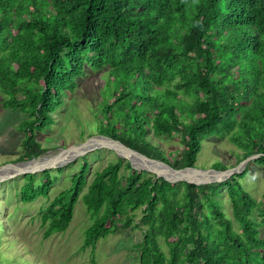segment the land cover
Masks as SVG:
<instances>
[{
	"label": "trees",
	"instance_id": "16d2710c",
	"mask_svg": "<svg viewBox=\"0 0 264 264\" xmlns=\"http://www.w3.org/2000/svg\"><path fill=\"white\" fill-rule=\"evenodd\" d=\"M88 69L107 70L101 134L175 169L196 167L212 137L242 151L236 165L254 154L264 165V0H0V90L6 107L28 115L18 161L49 149L37 132L51 126ZM169 140L179 146L164 150ZM252 161L226 180L190 183L119 157L84 191V155L42 213L44 237L67 230L83 199L92 221L84 247L143 226L140 264H264V198L241 181ZM25 178V202L49 195L54 183L51 170Z\"/></svg>",
	"mask_w": 264,
	"mask_h": 264
},
{
	"label": "rangeland",
	"instance_id": "374dc122",
	"mask_svg": "<svg viewBox=\"0 0 264 264\" xmlns=\"http://www.w3.org/2000/svg\"><path fill=\"white\" fill-rule=\"evenodd\" d=\"M106 71L105 69H88L76 91L66 97L65 104L53 113L54 122L51 126L37 132V139L49 148L37 158L58 155L63 149L82 146L84 141L94 135L109 137L98 131L99 121L96 116L97 106L102 100L101 92L106 84ZM4 101V94L0 90V167L20 162L18 157L23 151L22 143L25 136V131L20 129V125L28 118L21 109L6 107ZM101 140L100 137L91 139L90 142L97 143L88 148L99 145ZM178 146V142L174 140L162 144L166 151L174 150ZM240 153L242 151L228 139L212 137L203 141L196 167L208 170L213 168L214 164L220 163L231 168L232 165L237 166V155ZM79 155L67 162L47 165L50 167L44 170H40V167L36 168L33 172L35 174L51 170L54 183L49 195L40 196L31 202L23 201L20 193L21 187L26 182L27 173L20 172L2 177L0 181V264H140L139 248L136 244L143 239V226L112 233L100 239L95 248L84 247V231L92 221L83 199L77 202L74 218L67 230L56 232L48 238L44 237L46 226L42 224V213L55 195L71 185L73 173L78 170L82 157L88 155L90 161L88 181L84 191L87 190L97 170L102 169L109 161L121 157L116 149L105 144ZM252 162V170L241 181L249 193L257 200H262L264 198V165L256 163L255 159ZM136 165L141 168V165ZM185 178L203 181L217 177L209 171L198 170ZM221 199L226 214L232 217L231 203L226 192ZM136 213L135 220L140 223L142 211L139 209Z\"/></svg>",
	"mask_w": 264,
	"mask_h": 264
},
{
	"label": "bare ground",
	"instance_id": "6f19581e",
	"mask_svg": "<svg viewBox=\"0 0 264 264\" xmlns=\"http://www.w3.org/2000/svg\"><path fill=\"white\" fill-rule=\"evenodd\" d=\"M97 142L95 141H91L86 145H82V146H75L69 149H63L59 152L58 155H45L39 158H36L34 160H30L28 162H22L19 163L17 165H10V166H6V167H2L0 168V179L8 174H12V173H16L19 171H26V170H30V169H36V168H41L43 166H47L50 165L52 163H61V162H67L70 160H73L74 157H76L79 154H82L89 146H92V144H96ZM81 147V148H80ZM128 155H130V157L133 159L134 161V165L137 166L141 165V168H149V169H153L156 170L158 172H160L162 175L167 174L170 175L171 177L166 176L167 178H169L172 181L175 180H187L189 175H191L192 173H195L196 169H187L186 171H173L171 170L169 167L164 166L163 164L159 163V162H154L151 161L149 159H146L140 155H137L135 153L130 154L127 153ZM244 166V165H243ZM243 166H241L240 168H242ZM140 167V166H139ZM210 173L214 174L217 178H224L226 175L224 173L221 172H216V171H209ZM164 173V174H163ZM217 174H220L219 176H217ZM215 179V178H214ZM197 180V179H195ZM212 179H208V180H203L200 182H207L210 181ZM199 181V180H197Z\"/></svg>",
	"mask_w": 264,
	"mask_h": 264
},
{
	"label": "water",
	"instance_id": "95a60500",
	"mask_svg": "<svg viewBox=\"0 0 264 264\" xmlns=\"http://www.w3.org/2000/svg\"><path fill=\"white\" fill-rule=\"evenodd\" d=\"M97 137L102 138L101 143H100L99 145H96L95 147L88 148L84 153H82V155L85 154L87 151L93 149V148L100 147L102 144H105V145H108L109 147H113L114 149H116V151L119 153V155H120L121 157H124V158L128 159V160L131 162V164H132V166H133L134 168H137V169H139V170H147V171H151V172H153L154 174H156L158 177H163V178H165L166 180H168V181H170V182H178V181H177V180L172 181V180H170L169 178H167L165 175H162L160 172H158V171H156V170L149 169V168H140V167H138V166H135V165H134V161H133V159H132V158L130 157V155H128L127 153L130 152V154H131V152H132V153H135V154H137V155H140V156H142V157H144V158H146V159H149V160H151V161L159 162V163L163 164L164 166L169 167V168H170L171 170H173V171H181V172H182V171H186L187 169H196V170H200V171H203V172H205V171H216V172L224 173V174L226 175L223 179H221V180H217V181H223V180L228 179L229 177H231L232 175H234V174H236V173H242V172L244 171V168L247 166V164H248L251 160L258 158V156H259V154L252 155V156H250V157L244 159L243 161H241L237 166H234V167H231V168H228V169H225V170H220V169H215V168H210V169L206 170V169H201V168H197V167H185V168H183V169H175V168H173L172 166H170L169 164L165 163L164 161L149 158L148 156H146V155H144V154H141L140 152H138V151H136V150H134V149H131V148L125 146L124 144L120 143L119 141H116V140H114V139H112V138H109V137H105V136H103V135H100V136L94 135V136L90 137L88 140L84 141V142L82 143V145L88 144V143L90 142L91 139H95V138H97ZM80 145H81V144H80ZM79 156H80V155H79ZM36 158H37V157H36ZM34 159H35V158H33V159H31V160H34ZM28 161H30V160H27V161H20V162H18V163H11V164H9V165H5V166H3V167L10 166V165H17V164H19V163H22V162H28ZM243 165H244V167H243V168H240V167L243 166ZM49 167H50V166H46V167L40 168V170H44V169L49 168ZM0 168H2V167H0ZM37 170H38V169H37ZM34 171H36V170H34V169H30V170H26V171H23V172H25V173H33ZM20 172H22V171H19V172H16V173H20ZM12 174H15V173H12ZM5 177H6V176H4V178H5ZM1 179H3V178H1ZM1 179H0V181H1ZM179 181H187V182H190V183H195V182H191V181H189V180H179ZM209 182H211V181H207V182H205V183H209ZM213 182H215V181H213ZM196 184H198V183H196Z\"/></svg>",
	"mask_w": 264,
	"mask_h": 264
}]
</instances>
